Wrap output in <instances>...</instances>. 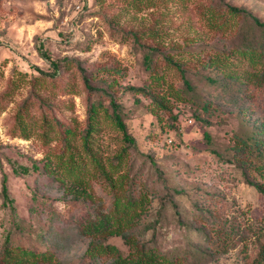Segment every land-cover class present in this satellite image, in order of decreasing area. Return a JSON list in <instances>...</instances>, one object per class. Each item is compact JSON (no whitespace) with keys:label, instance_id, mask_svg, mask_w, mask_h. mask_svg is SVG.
Here are the masks:
<instances>
[{"label":"rangeland","instance_id":"1","mask_svg":"<svg viewBox=\"0 0 264 264\" xmlns=\"http://www.w3.org/2000/svg\"><path fill=\"white\" fill-rule=\"evenodd\" d=\"M249 13L264 21V0H0V264H264L248 182L264 172V27Z\"/></svg>","mask_w":264,"mask_h":264},{"label":"trees","instance_id":"2","mask_svg":"<svg viewBox=\"0 0 264 264\" xmlns=\"http://www.w3.org/2000/svg\"><path fill=\"white\" fill-rule=\"evenodd\" d=\"M228 8L232 12H246V10L244 8L238 7L235 5H228ZM249 14L257 25L264 27V21H261L257 16H255L251 13H249ZM36 47H37V51L39 52V54L41 56L47 58L54 67L57 66L58 61L56 59L51 58L47 54L46 50L43 47V43H42L40 37L37 40ZM149 59L150 58H149L148 54H145L144 61H148ZM42 72H45V71H42ZM83 79H84L85 83L89 86L90 83L88 82V77L84 72H83ZM110 102L112 105V111H113L112 115H113L114 121L116 122L117 126L122 130L125 139L129 142L133 141V139L131 138V136L129 135V133L126 129L125 123L123 122V120L121 118V114H120V111L118 109L119 105L113 99H111ZM181 103H183V102H181ZM175 105H177V104H175ZM175 105H173V106H175ZM183 105L185 106L184 103H183ZM91 108H93V110H94V107H91ZM90 110H91V113H93L92 109H90ZM172 111H173V116L175 117L176 121H178L177 116L174 113V107H172ZM10 163H11L12 169L15 173L28 171V168L22 164L16 163L15 161H10ZM248 182L253 184L261 193L264 194V172L262 173V180L261 181H253V180L248 179ZM1 189H2V194H3L4 198L6 200H10L11 197H10L9 192H8L7 176L4 172L2 173V187H1ZM99 224H101L100 221H99ZM95 228H96V226H95ZM113 230H115L114 232H117V229H112V230L110 229L111 232ZM107 246L108 245H105L104 249ZM91 247L94 251L99 250L95 246H91ZM31 254H33V253H31ZM261 254H262L261 259H264V244L262 247ZM157 257H158V255L153 250L141 252L140 254L136 255V257H134V258H132L130 256H122L119 253H117L115 258H114V264H158V263L164 264V261H163L164 259L161 260V259H158ZM7 264H11V263H7ZM251 264H256V263H255V261H253Z\"/></svg>","mask_w":264,"mask_h":264},{"label":"built area","instance_id":"3","mask_svg":"<svg viewBox=\"0 0 264 264\" xmlns=\"http://www.w3.org/2000/svg\"><path fill=\"white\" fill-rule=\"evenodd\" d=\"M174 113L181 124H188L192 122V117L190 116V113L186 111L183 103H177L174 107Z\"/></svg>","mask_w":264,"mask_h":264}]
</instances>
